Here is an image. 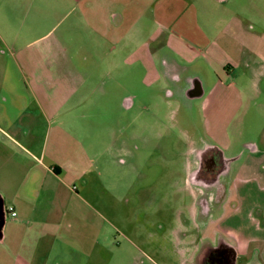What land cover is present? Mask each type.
<instances>
[{
    "label": "rangeland",
    "instance_id": "1",
    "mask_svg": "<svg viewBox=\"0 0 264 264\" xmlns=\"http://www.w3.org/2000/svg\"><path fill=\"white\" fill-rule=\"evenodd\" d=\"M161 1L0 0V191L17 208L0 264H191L194 150L240 156L232 178L247 144L264 151V0L177 1L204 48L159 26ZM73 148L83 160L51 176Z\"/></svg>",
    "mask_w": 264,
    "mask_h": 264
},
{
    "label": "crops",
    "instance_id": "2",
    "mask_svg": "<svg viewBox=\"0 0 264 264\" xmlns=\"http://www.w3.org/2000/svg\"><path fill=\"white\" fill-rule=\"evenodd\" d=\"M177 1L179 0H162L157 3L154 8L156 11L154 18L157 17L159 26L180 27L183 33H179L178 36L186 35L184 39L185 42H188L189 47L194 44L204 48L207 43H203L207 36L206 33H203L199 28L188 29L190 25H196L194 23L195 12L193 13L189 6L182 8L181 3L177 4ZM214 1L225 3L230 0ZM115 16L116 14L114 20ZM191 32L193 33L191 34ZM161 34L162 30L158 31V35ZM164 44L172 46L173 35H169L164 40ZM200 83L202 86L201 80ZM66 136L68 139L71 137L69 133H66ZM74 140L72 138V141ZM68 151L65 152L67 157L59 160L60 164L56 161L57 165L51 166L49 169V174L56 179L62 171L59 170L58 165H67L68 168L73 169L75 165H79L77 160H83L82 148L68 149ZM45 155L43 152L44 158ZM256 156L257 159H255ZM237 171L239 174L228 183V192L221 200V205L215 216L208 218L207 229L202 239L206 237L210 243L204 248L199 244V241L196 243L193 247L194 257L191 264H203L201 256L204 251L207 248L214 249L220 244L224 245V249L229 253V256L227 255L229 260L226 264H264V151L256 149L249 152L244 165L238 167ZM26 178V174H22V184L19 185H23ZM58 181L61 182V180ZM2 197L4 196L0 191V198L4 202ZM11 207L17 213L15 205Z\"/></svg>",
    "mask_w": 264,
    "mask_h": 264
},
{
    "label": "flooded vegetation",
    "instance_id": "3",
    "mask_svg": "<svg viewBox=\"0 0 264 264\" xmlns=\"http://www.w3.org/2000/svg\"><path fill=\"white\" fill-rule=\"evenodd\" d=\"M164 69L170 79L177 85V88L183 91L184 96L193 97V95L200 92L202 87L200 76L188 75L173 63H165ZM246 147L248 152L258 149L254 144H247ZM194 151L196 167L190 173V181L195 187H198L199 194L193 196L194 201L190 209L193 211L195 223L200 221L202 227L204 226L203 229H200V232L204 235L208 218L215 216L221 205V200L228 192V183L232 180V177H229L230 165L240 156L226 157L221 149L211 144H206ZM0 211L4 215L5 206L0 208ZM209 243L206 237L199 239V244L203 248L208 246ZM228 254L224 249V245L220 244L214 249L207 248L201 256V261L203 264H226L229 260L227 258Z\"/></svg>",
    "mask_w": 264,
    "mask_h": 264
},
{
    "label": "water",
    "instance_id": "4",
    "mask_svg": "<svg viewBox=\"0 0 264 264\" xmlns=\"http://www.w3.org/2000/svg\"><path fill=\"white\" fill-rule=\"evenodd\" d=\"M203 93H204V89L201 87L200 92L198 94H196V95H193V97H200V96L203 95ZM0 200H1L0 208H3L4 202H3V200L1 198H0ZM1 213H2V211H0V215H1ZM0 238H1V232H0Z\"/></svg>",
    "mask_w": 264,
    "mask_h": 264
},
{
    "label": "built area",
    "instance_id": "5",
    "mask_svg": "<svg viewBox=\"0 0 264 264\" xmlns=\"http://www.w3.org/2000/svg\"><path fill=\"white\" fill-rule=\"evenodd\" d=\"M5 210L7 211V213H9L12 217L16 216V212L14 211L13 207H5Z\"/></svg>",
    "mask_w": 264,
    "mask_h": 264
},
{
    "label": "trees",
    "instance_id": "6",
    "mask_svg": "<svg viewBox=\"0 0 264 264\" xmlns=\"http://www.w3.org/2000/svg\"><path fill=\"white\" fill-rule=\"evenodd\" d=\"M5 213L8 214L6 210H5ZM3 216L4 215H2V214L0 215V232H1V229L4 225V217Z\"/></svg>",
    "mask_w": 264,
    "mask_h": 264
}]
</instances>
